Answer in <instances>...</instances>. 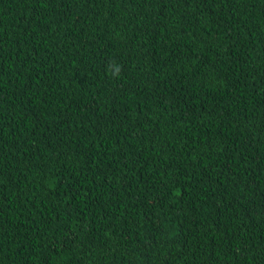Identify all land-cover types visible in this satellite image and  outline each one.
Listing matches in <instances>:
<instances>
[{"label":"trees","instance_id":"trees-1","mask_svg":"<svg viewBox=\"0 0 264 264\" xmlns=\"http://www.w3.org/2000/svg\"><path fill=\"white\" fill-rule=\"evenodd\" d=\"M0 264H264V0H0Z\"/></svg>","mask_w":264,"mask_h":264},{"label":"clouds","instance_id":"clouds-1","mask_svg":"<svg viewBox=\"0 0 264 264\" xmlns=\"http://www.w3.org/2000/svg\"><path fill=\"white\" fill-rule=\"evenodd\" d=\"M118 73H119V68H117V73L116 74L118 75Z\"/></svg>","mask_w":264,"mask_h":264}]
</instances>
